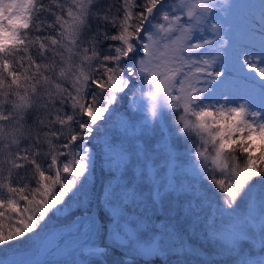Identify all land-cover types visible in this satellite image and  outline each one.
I'll use <instances>...</instances> for the list:
<instances>
[{"label":"snow or ice","instance_id":"snow-or-ice-1","mask_svg":"<svg viewBox=\"0 0 264 264\" xmlns=\"http://www.w3.org/2000/svg\"><path fill=\"white\" fill-rule=\"evenodd\" d=\"M212 7V0H0V245L23 238L37 256L47 252L46 218L75 200L90 256L111 247L124 255L172 252L184 247L179 222L166 220L159 238L144 240L129 224L182 198L184 219L214 237L221 254L264 264L244 246L255 240L264 253V60L245 61L262 78L255 87L215 70L209 53L217 41L207 29L228 41L210 22ZM126 99V112H136L121 120L124 137H100ZM145 103L156 126L143 116ZM179 139L193 142L184 151L195 149L190 170L179 163ZM102 157L107 181L89 189ZM160 159L164 167H154ZM102 236L112 243L92 239Z\"/></svg>","mask_w":264,"mask_h":264},{"label":"rangeland","instance_id":"rangeland-1","mask_svg":"<svg viewBox=\"0 0 264 264\" xmlns=\"http://www.w3.org/2000/svg\"><path fill=\"white\" fill-rule=\"evenodd\" d=\"M262 2H264V0H212L213 7L208 13L210 22L218 25L219 36L228 41L227 44H223V42L219 41L215 35L211 34L210 28L207 29V38L217 41L214 50L209 53V55L217 57L214 68L215 70L225 72L227 76L237 84L250 83L255 87L257 82L262 79L259 75L251 72L245 63V61H255L257 64H260L261 61L264 60V54H262L261 50V36L264 35V8H262ZM201 55H204V50H201ZM222 64L223 68L220 67ZM145 110L147 111L146 103ZM132 112L131 115H134V112H136L135 106ZM143 116L148 120L150 126H156L157 121L152 120L148 116V112H146V114L143 113ZM137 119L139 120L140 117L137 116ZM164 119L169 125V130L174 131V129L171 128L173 117L169 115ZM116 126V123L104 125L101 129L100 137H106L110 140L112 136L111 133ZM161 127H163V122H161ZM156 139H158V136L149 141L150 148L158 147L155 143ZM102 142L103 140L101 139V143ZM141 143H143V141H141ZM192 143V141H189L186 145L182 139L175 142V150L182 157L179 163L182 168L186 170H190L192 166L197 165L196 157L193 154L195 150L194 147L191 152L186 156L184 155L185 148L191 147ZM104 163L106 169H108L106 158ZM154 167L163 168V160H157ZM188 179H191L190 171L188 172ZM188 179L182 177V182L187 184ZM197 187L199 188L200 185L197 184ZM162 203L165 211L156 215L150 214V220L140 222L137 217L133 216L132 222L129 224V230L140 236L142 240L159 238L160 229L166 220L179 222L184 235V247L182 249H174L172 252L164 251L159 255L143 256L134 253L124 255L122 247H111L108 249L107 256L97 257L90 256L87 251V245H82L76 252V258L79 262L68 260L56 264H120L121 261L126 262V264H177V255H179L180 264H234V258L232 256L227 253H220V243L214 237L206 239L205 234L199 225H190L189 222L184 219V199L169 198L162 201ZM170 206L174 207L175 211L169 216L166 214V210ZM205 208L209 214L215 213L213 208H209L207 205H205ZM61 214H63L62 211L56 214V216L59 217ZM80 216L77 218H80ZM53 223L61 222H47V234L60 226L69 224L70 222L56 227L52 226ZM79 223L80 221L73 222L72 225L78 228ZM254 231H258V229H254ZM79 232H81V230L76 231L74 234L63 239L60 238L58 241L60 246L56 248V250H65L71 245L85 239V230H82L81 233ZM92 239L97 240L98 242L97 237H92ZM100 241L101 240H99V242ZM101 243L111 244L112 241L110 237H103V242ZM244 246L246 251H249V246H251L249 254L253 258L259 259L264 256L259 244L255 240L249 239L245 241ZM31 253L33 255L29 256ZM34 255L35 251L33 246L24 242L23 238L22 242L19 244H11L9 247L0 245V260L7 261V264L25 261Z\"/></svg>","mask_w":264,"mask_h":264},{"label":"trees","instance_id":"trees-1","mask_svg":"<svg viewBox=\"0 0 264 264\" xmlns=\"http://www.w3.org/2000/svg\"><path fill=\"white\" fill-rule=\"evenodd\" d=\"M128 99H130V96L128 97ZM126 109H128L127 99L125 100V104L123 105V107L117 113H115L113 115L112 119L106 124V125L111 124V123L117 124V126L114 128V130L111 133L112 134L111 139H113L115 137H120L122 139L124 137L125 131L121 127V120H127L129 118V117L128 118H126V117L133 113L132 111L134 110V106H133L131 112H126ZM146 112L147 111L144 109L143 113L146 114ZM134 118L136 120H138L137 116H134ZM32 119L33 118L31 116H29L27 118V124L31 125ZM101 129H102V127H101ZM101 129H100V133H101ZM100 133H99V135H100ZM137 134H139V130H137ZM139 142L141 143V141H139ZM104 160H105V158L102 157L101 160L99 161V172L101 175V183H106L107 178H108V169H106ZM93 185L94 186L96 185L95 175H93L92 182L89 185V189H91ZM62 213L63 214H61V216H59V217L54 215V216H50V218H46L47 222H61V223H53L52 226L56 227V226L61 225V224H66L69 221H71L73 218H75L76 216L82 214L81 213V207L75 200H73L70 203V206L66 207L64 209V211H62ZM99 240H101V241L99 242ZM101 242H103V236L98 238V244L103 245V243H101ZM32 255L33 254L31 253L29 256H32Z\"/></svg>","mask_w":264,"mask_h":264},{"label":"water","instance_id":"water-1","mask_svg":"<svg viewBox=\"0 0 264 264\" xmlns=\"http://www.w3.org/2000/svg\"><path fill=\"white\" fill-rule=\"evenodd\" d=\"M95 176L97 179V184H96L95 189L97 191H99L101 179H100V175H99V171H98V163L96 164V167H95ZM95 211H96V209H95V207H93V212L95 213ZM72 223L73 222H70L68 225H71ZM66 236H67V234L63 235L61 238L63 239ZM85 239H87V237ZM85 239H83L80 242L70 246L69 248L65 249L64 251H54L53 253L48 254V256H46V257H42L40 255L37 256L35 254L32 258H29L27 260L39 259L42 263H62V262H66L68 260H75V261L79 262V260H77V258H76V251L80 248V246L84 245L83 242ZM58 244H59V242L56 245H58Z\"/></svg>","mask_w":264,"mask_h":264},{"label":"bare ground","instance_id":"bare-ground-1","mask_svg":"<svg viewBox=\"0 0 264 264\" xmlns=\"http://www.w3.org/2000/svg\"><path fill=\"white\" fill-rule=\"evenodd\" d=\"M77 221H80L78 228H76V226L74 225H64L58 227L57 229L49 233L48 238L52 240V244L49 245V250L43 254H40V256L46 257L48 254L52 253L54 251V246L58 243L60 237H62L63 235H71L72 233L74 234L76 231L84 230V228L81 226V217L78 218Z\"/></svg>","mask_w":264,"mask_h":264}]
</instances>
